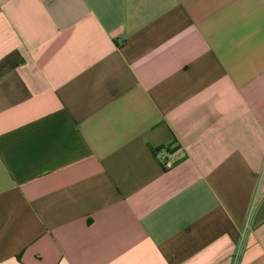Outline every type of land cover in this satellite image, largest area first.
Returning <instances> with one entry per match:
<instances>
[{
	"label": "crops",
	"instance_id": "crops-1",
	"mask_svg": "<svg viewBox=\"0 0 264 264\" xmlns=\"http://www.w3.org/2000/svg\"><path fill=\"white\" fill-rule=\"evenodd\" d=\"M0 264H264V0H0Z\"/></svg>",
	"mask_w": 264,
	"mask_h": 264
},
{
	"label": "built area",
	"instance_id": "built-area-1",
	"mask_svg": "<svg viewBox=\"0 0 264 264\" xmlns=\"http://www.w3.org/2000/svg\"><path fill=\"white\" fill-rule=\"evenodd\" d=\"M165 165L166 166H171V162L170 161H167V162H165Z\"/></svg>",
	"mask_w": 264,
	"mask_h": 264
}]
</instances>
